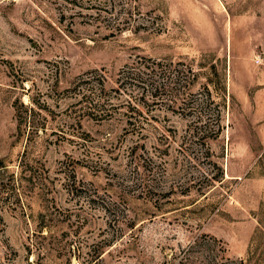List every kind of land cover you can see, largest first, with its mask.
<instances>
[{
	"label": "rangeland",
	"instance_id": "1",
	"mask_svg": "<svg viewBox=\"0 0 264 264\" xmlns=\"http://www.w3.org/2000/svg\"><path fill=\"white\" fill-rule=\"evenodd\" d=\"M0 264H264V0H0Z\"/></svg>",
	"mask_w": 264,
	"mask_h": 264
},
{
	"label": "trees",
	"instance_id": "2",
	"mask_svg": "<svg viewBox=\"0 0 264 264\" xmlns=\"http://www.w3.org/2000/svg\"><path fill=\"white\" fill-rule=\"evenodd\" d=\"M101 101H103L102 98L101 97H97L96 99L92 98V99L87 100V103H89L91 105L90 107H97V106L101 105V103H100Z\"/></svg>",
	"mask_w": 264,
	"mask_h": 264
}]
</instances>
